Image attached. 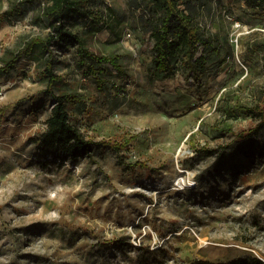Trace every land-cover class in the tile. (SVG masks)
I'll list each match as a JSON object with an SVG mask.
<instances>
[{
    "label": "rangeland",
    "instance_id": "rangeland-1",
    "mask_svg": "<svg viewBox=\"0 0 264 264\" xmlns=\"http://www.w3.org/2000/svg\"><path fill=\"white\" fill-rule=\"evenodd\" d=\"M0 0V12L13 2ZM46 0L28 3L0 25V58L27 37L49 31ZM105 23L75 29L91 49L121 53L125 73L106 87L79 67L77 46L52 45L62 80L49 91L39 64L26 56L0 74V264L230 263L264 257V128L230 119L235 133L213 127L223 101L264 104L262 8L248 0H211L199 18L219 34L201 77L176 62L154 73V39L145 27L149 4L102 0ZM86 27H89L88 29ZM256 47V46H253ZM0 64L2 61L0 59ZM79 93L71 122L95 141L92 156L73 158L43 144L54 93ZM207 146V150L195 147Z\"/></svg>",
    "mask_w": 264,
    "mask_h": 264
},
{
    "label": "trees",
    "instance_id": "trees-1",
    "mask_svg": "<svg viewBox=\"0 0 264 264\" xmlns=\"http://www.w3.org/2000/svg\"><path fill=\"white\" fill-rule=\"evenodd\" d=\"M36 0H19L13 2L5 11L0 12V25L8 15L19 16L28 3ZM102 0H46L42 7L41 16L45 19L49 31L33 37H27L18 51L11 55L3 56L0 64V74H9L16 67V62L29 56L39 64L42 79L46 80L49 91L61 80V74L55 70V53L52 45L62 46L71 44L77 46L79 67L86 68V75H93L103 87L109 83L105 78L112 73L111 64L118 73H125L122 55L118 52L101 53L91 49L85 43L84 36L75 29L83 20H89L90 26L96 31L101 30L99 21L105 23V12L99 7ZM134 6L139 8L143 0H132ZM249 3L262 8L264 14V0H248ZM149 4V16H146L145 27L150 31L154 39V73L157 77L166 76L175 71L176 62H181L197 77H201L207 71L210 61L209 51L219 49L220 36L213 32L211 27L199 21L204 9L211 0H146ZM87 29L89 27H86ZM256 46V47H253ZM252 48L264 50V40L256 39L250 45ZM264 56V53H263ZM56 102L51 114L46 119L47 126L41 134L43 144L53 146L66 152L73 158L81 155L92 156L96 143L121 149L128 145L118 141H95L82 131L78 125L71 122L69 104L77 103L82 99L79 93L62 91L55 94ZM222 108L225 120L215 124L213 129L221 134L235 133L234 124L230 119H237L242 115L251 116L259 123L252 128L236 133L241 138L254 137L264 128V104L262 102L248 104L242 99L223 101ZM196 150L205 149L207 146L195 147ZM203 264H264V257L253 253H246L230 263L205 260Z\"/></svg>",
    "mask_w": 264,
    "mask_h": 264
}]
</instances>
